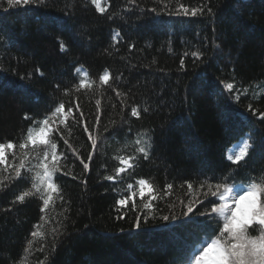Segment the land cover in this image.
I'll list each match as a JSON object with an SVG mask.
<instances>
[{"label": "trees", "instance_id": "trees-1", "mask_svg": "<svg viewBox=\"0 0 264 264\" xmlns=\"http://www.w3.org/2000/svg\"><path fill=\"white\" fill-rule=\"evenodd\" d=\"M100 3L104 12L92 0L17 7L0 0V143L17 146L7 151V165L19 163V144L29 129L39 131L45 117L61 129L46 137L58 145L61 171L59 192L45 212L39 193L14 203L31 182L5 179L14 173L0 166V264H187L188 246L217 221L203 223L207 218L195 215L211 207L207 201L189 214L192 222L160 218L170 214L168 204L177 216L186 211L180 203L188 199L184 182L195 188L209 177H228L231 184L264 176V0ZM165 4L168 10H162ZM179 4H206L212 14L170 15ZM105 71L110 86L99 80ZM60 103L65 113L57 117ZM133 107L139 117L131 115ZM89 134L97 140L95 151ZM249 137L247 157L234 164ZM143 141L150 142L147 159L138 152ZM25 151L37 165L42 149L29 144ZM128 157L135 158L134 167L107 180ZM139 179L158 197L152 202L159 210L147 221L142 206L150 196L145 189L141 198ZM167 184L173 185L170 195H164ZM125 198L127 206H119Z\"/></svg>", "mask_w": 264, "mask_h": 264}, {"label": "snow or ice", "instance_id": "snow-or-ice-1", "mask_svg": "<svg viewBox=\"0 0 264 264\" xmlns=\"http://www.w3.org/2000/svg\"><path fill=\"white\" fill-rule=\"evenodd\" d=\"M37 2V0H7V5L9 7L26 6ZM135 0H132L134 3ZM164 3V0H160ZM92 3L96 5L97 9L104 12L105 9L101 6L100 0H92ZM205 9H207V14H212V9L206 4L203 7L189 8L184 4H179L174 12L169 11L170 15H183V16H198L205 14ZM168 10L167 4H165L164 9ZM152 12H156V8L151 9ZM61 51L65 50V45L63 42L60 44ZM193 56L197 59L199 58L198 53H193ZM181 66L184 65V60L180 61ZM99 80L102 84L110 86V74L105 71L99 76ZM81 87H87L84 80H80ZM225 88L232 91L234 85L232 83H227ZM238 91V90H237ZM119 95V93H117ZM237 98H239L237 96ZM97 106H99L100 101H96ZM77 111L80 110V105L77 103L74 105ZM248 108L252 111L253 115L257 114V109L252 107V104L248 105ZM67 111L71 113L72 108H68ZM65 113L64 103H60L58 107L54 109L53 115L57 117L63 116ZM83 112H80V118H83ZM131 115L133 117H139L140 112L136 107L131 109ZM260 117H264V111L259 112ZM100 116L97 114L96 120L99 122ZM50 118L45 117L42 121V126L36 134H33L32 130L29 129L27 133L26 140L19 144V149L22 155L19 157V163L11 166L7 165V151L13 150L17 146L12 142L0 143V166H5L4 171L11 167V171L14 175L5 177V179H10L15 181L17 179H22L24 181L31 182V190L22 192V194L16 196L15 202H24L26 197L32 196L36 193L41 194L43 207L41 212H45L50 202L53 201V195L59 192L58 185L55 183L57 174L60 173V167L58 161L61 156L57 155L58 145L51 139H47L48 134L59 133L61 129L59 126L51 127ZM88 131L87 125L84 128ZM107 131V129H105ZM89 139L91 140V145L93 150L97 148V140L94 139L91 134H89ZM248 140H242L241 143L243 147L239 148V152L235 154L234 164H239L241 161L245 160L249 153V149L252 144ZM67 145V140L64 141ZM137 144H141L142 141L137 140ZM145 146L138 148V152L143 155L145 159L148 158V151L150 149V142L143 141ZM29 144L33 146V150L37 146L42 149V156L38 155L39 163L37 165H32L29 160V152L25 151L28 149ZM15 158V153H13ZM93 153L88 154V160H92ZM134 157H128L127 159H122L120 161V167L116 169V176L109 175L106 177L107 180L113 181L116 177L126 172L128 169L134 167L133 160ZM232 160V156L228 157ZM84 170H88L89 164L81 160ZM34 168L39 170L35 172V175H30ZM64 175H67L65 172ZM228 177L220 178L213 182L214 178L209 177L203 181L198 182V187L194 188L192 182L185 181L187 184V203L181 200V205L186 208V211H182L180 216H177L174 212L175 205L168 204L170 214L162 215L160 218L164 221H176L187 217L188 220L185 223L192 222V217L189 214L193 213L194 208L197 205L203 206L205 201L211 205L210 208H206L203 212H197L195 215L200 217H206L207 220L203 223H208V221L215 219L217 221V228H211L209 224V230L205 232V235L200 239L199 243L188 246V251L185 256L187 264H264V176L261 177H249L248 182L235 181L231 184L228 183ZM139 194L141 198L145 196V189L148 190V195L150 199L143 203L142 210L146 213L143 216L144 221H147L149 216L155 218V213L158 211V207L153 204V200L158 199L155 195V190L152 184H150L145 179H139ZM241 185L240 191H237V186ZM129 188L132 187L131 184L128 185ZM183 187V185H181ZM173 188L172 184L165 185L164 195H170ZM34 190V191H33ZM162 199L163 197H159ZM63 199V197H61ZM127 198L120 199L117 201L119 206H127ZM135 208V204L133 203ZM123 217H118L122 219ZM141 216H136L135 228L139 229L141 227ZM222 222V226H221ZM55 232V229L53 230ZM256 234L253 235L252 233ZM33 237L37 236L38 233L33 231L31 233ZM32 241H28V251L31 246Z\"/></svg>", "mask_w": 264, "mask_h": 264}, {"label": "rangeland", "instance_id": "rangeland-1", "mask_svg": "<svg viewBox=\"0 0 264 264\" xmlns=\"http://www.w3.org/2000/svg\"><path fill=\"white\" fill-rule=\"evenodd\" d=\"M237 191H240V188L239 187H237Z\"/></svg>", "mask_w": 264, "mask_h": 264}]
</instances>
